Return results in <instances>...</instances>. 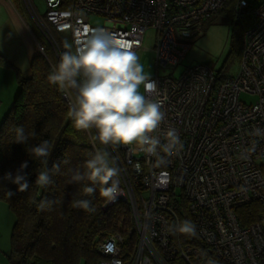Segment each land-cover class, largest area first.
Segmentation results:
<instances>
[{
    "label": "built area",
    "instance_id": "2783aa9c",
    "mask_svg": "<svg viewBox=\"0 0 264 264\" xmlns=\"http://www.w3.org/2000/svg\"><path fill=\"white\" fill-rule=\"evenodd\" d=\"M22 1L45 38L40 42L34 36L36 49L52 69L67 50L65 42L75 50L92 30H108L136 52L148 30L157 33V72L151 79L165 112L161 130L175 128L184 147L157 167L155 157L135 145H102L121 168L122 195L107 206H129L135 245L125 252V238L112 234L99 242L100 264H264V220L243 225L238 213L256 203L264 211V139L251 135L254 128H264V0H237L235 24L248 17L252 22L242 36L238 73L224 79L204 64L189 66L177 77L175 72L190 40L230 0H44V16L32 0ZM92 16L105 24H92ZM54 30L67 38L60 41ZM161 70L172 73L160 76ZM61 96L69 107V95L61 90ZM183 202L204 250L180 246L171 230L185 215Z\"/></svg>",
    "mask_w": 264,
    "mask_h": 264
},
{
    "label": "trees",
    "instance_id": "16d2710c",
    "mask_svg": "<svg viewBox=\"0 0 264 264\" xmlns=\"http://www.w3.org/2000/svg\"><path fill=\"white\" fill-rule=\"evenodd\" d=\"M235 6L231 10L233 17ZM242 22L237 25L242 29L241 40L252 21L248 17ZM53 33L58 38L55 30ZM241 50L242 44L239 52L242 56ZM4 61L0 55V63ZM30 70V78L19 74L18 95L0 124V178L6 172L15 173L24 161L29 164L25 170L29 182L27 191L17 192L15 184L0 179V201L15 216L11 251L7 256L10 264H100L104 258L98 253L99 242L115 233L125 238V252L132 251L135 237L129 234L133 225L129 206L124 202L107 206L108 201L99 195L100 185L95 186L94 195L86 196L83 183H68L70 170L83 171L84 163L97 149L104 147L99 142L93 145L87 131L75 128L61 90L48 81L51 63L37 49L30 59ZM18 125L24 127L26 134L35 132L26 144L12 142L14 132L11 129ZM43 140L51 144L46 164L42 163L43 158L30 157L26 151ZM53 165H59L58 173ZM44 169L50 170L53 183L40 187L35 180L38 172ZM8 189L15 192L11 198L6 194ZM74 199H90L96 211L89 213L73 208ZM43 200L54 203L50 209L41 210L39 204ZM183 206L185 215L181 219L189 220L187 203L183 202ZM238 213L243 225L264 220V211L258 203L244 206ZM174 233L180 246L191 244L205 249L198 235Z\"/></svg>",
    "mask_w": 264,
    "mask_h": 264
},
{
    "label": "clouds",
    "instance_id": "9594fccd",
    "mask_svg": "<svg viewBox=\"0 0 264 264\" xmlns=\"http://www.w3.org/2000/svg\"><path fill=\"white\" fill-rule=\"evenodd\" d=\"M64 48L67 50L61 53L48 81L69 95L68 115L76 129L88 132L93 145L97 142L103 146L135 145L147 156L155 157L157 167L166 165V157L173 152L179 154L183 150V142L175 128L161 130L165 112L155 99L158 84L151 79L150 73L145 72L129 43L100 29L87 34L75 50L67 42ZM142 85L143 92L140 90ZM11 131L14 132L13 143L26 144L30 136H35V132L26 134L22 125ZM251 135L264 139V128H254ZM255 143L251 151H255ZM50 149V142L43 140L26 151L30 157L43 158L42 163L46 164ZM28 167V161H24L15 173L6 172L0 179L15 184L17 192H25L29 189L25 171ZM53 169L57 173L60 171L59 165H53ZM83 169H71L68 183H83L86 196L95 194L96 185H100V197L108 202H115L122 195L121 168L107 147L97 149L84 163ZM35 183L40 187L52 184L50 170L39 171ZM6 194L11 198L15 192L8 189ZM53 203L43 200L39 208L50 209ZM71 203L73 208L89 213L96 211L90 199H74ZM171 230L192 237L197 235V227L190 220L181 221Z\"/></svg>",
    "mask_w": 264,
    "mask_h": 264
},
{
    "label": "rangeland",
    "instance_id": "374dc122",
    "mask_svg": "<svg viewBox=\"0 0 264 264\" xmlns=\"http://www.w3.org/2000/svg\"><path fill=\"white\" fill-rule=\"evenodd\" d=\"M35 4L38 14L44 16L46 11V3L44 0H32ZM251 3H258L260 0H248ZM13 7L20 15V21H24L25 29L30 28L33 35L39 41H45V38L39 32L31 15L26 9L25 3L20 0H9ZM237 0H230L226 4V9L214 15L211 20L203 25L198 38L190 40L191 48L186 57L176 68L175 77L179 76L189 66L204 64L211 67L221 77H234L239 70L241 55V26L235 24V17L232 16L231 10L235 6ZM90 22L96 26L104 25V19L99 16H92ZM26 29L27 38H22L19 28L9 27L8 32L4 33L7 37L4 43L0 40V55L4 58L5 63H0V124L11 110L14 100L19 91V74L25 78H30V56L35 46L33 36ZM145 39L142 48L139 49L137 55L140 63L144 65L145 72L150 73L151 77L156 74L155 66V48L157 41V33L150 29L145 33ZM62 39L67 38V33L57 34ZM7 41V42H6ZM47 46V45H46ZM52 58L54 54L47 46ZM160 76L172 73L170 71L161 70L158 72ZM141 92L144 91L143 85ZM247 103L254 101V98L243 97ZM15 216L8 210L7 205L0 201V245L11 246V233L14 226ZM11 250V248H10Z\"/></svg>",
    "mask_w": 264,
    "mask_h": 264
},
{
    "label": "crops",
    "instance_id": "0c3cea01",
    "mask_svg": "<svg viewBox=\"0 0 264 264\" xmlns=\"http://www.w3.org/2000/svg\"><path fill=\"white\" fill-rule=\"evenodd\" d=\"M20 1L22 2V0H20ZM17 13L18 12L13 7V4L9 2V0H0V40H1V42L4 43V41L7 39L6 36H4V37H2V36L4 35L5 32L6 33L8 32L9 27H12L14 29L19 28V30L22 33V38L24 40L27 38V34H26L27 28L25 29V27H23L24 21L23 20H22V22L20 21V19H19L20 15H18ZM27 30L30 31L29 33H31V35L33 36V39H34V35H33V32L31 31V29L28 28ZM3 39H5V40H3ZM34 42H35V39H34ZM35 50H36V45L34 46V48L32 50V53H31L32 55L35 52ZM32 55L30 56V59H31ZM10 251L11 250L9 247H5V246L0 245V264H10L8 257H7L8 254L10 253Z\"/></svg>",
    "mask_w": 264,
    "mask_h": 264
}]
</instances>
